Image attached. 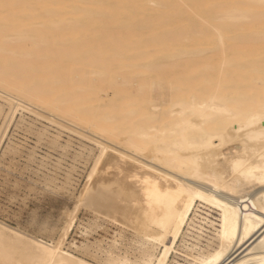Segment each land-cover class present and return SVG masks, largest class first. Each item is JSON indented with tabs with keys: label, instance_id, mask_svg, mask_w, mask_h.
Masks as SVG:
<instances>
[{
	"label": "bare ground",
	"instance_id": "6f19581e",
	"mask_svg": "<svg viewBox=\"0 0 264 264\" xmlns=\"http://www.w3.org/2000/svg\"><path fill=\"white\" fill-rule=\"evenodd\" d=\"M172 12L189 31L159 36ZM22 97L101 147L76 209L146 248L107 264H168L198 201L218 243L191 264H264V0H0V98ZM72 214L55 242L0 221V264H93L63 248Z\"/></svg>",
	"mask_w": 264,
	"mask_h": 264
},
{
	"label": "rangeland",
	"instance_id": "374dc122",
	"mask_svg": "<svg viewBox=\"0 0 264 264\" xmlns=\"http://www.w3.org/2000/svg\"><path fill=\"white\" fill-rule=\"evenodd\" d=\"M109 10L104 9L106 13H110ZM173 15L180 18L178 12H172V28L156 30L159 36L189 31L182 28L189 21L181 23ZM182 17L189 18L187 15ZM139 20L143 18L136 21ZM143 27L142 31L137 27V30L132 29L135 34H145L147 38H152L154 34L158 36L152 31L144 32ZM132 29L126 28L125 31L128 33ZM125 31L118 33L127 34ZM22 100L25 104L28 102L30 109L36 108V113L18 108L12 116L10 105L0 98V221L43 241L55 242L62 235V229L72 213L76 212L75 225L64 240L66 251L93 264H107L119 257H127L132 262L140 261L146 248L142 244L143 238L132 227L122 226L84 207L76 209L79 194L100 152L99 144L80 134V130L84 132V129L71 126L73 123L69 118L49 111L35 101L30 102L28 98L22 97ZM30 103L35 106L30 107ZM75 128L81 129L78 132ZM91 133L85 130V135ZM91 136L114 145L93 133ZM194 182L204 189L209 186L203 181ZM219 224L220 210L198 201L168 264H191L188 254L215 248ZM161 250L162 247L157 248L154 254Z\"/></svg>",
	"mask_w": 264,
	"mask_h": 264
}]
</instances>
